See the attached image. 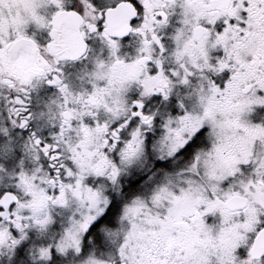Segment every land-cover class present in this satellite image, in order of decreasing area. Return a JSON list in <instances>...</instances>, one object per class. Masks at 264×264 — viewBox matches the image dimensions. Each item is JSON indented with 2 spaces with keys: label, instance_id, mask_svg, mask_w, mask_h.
<instances>
[{
  "label": "snow or ice",
  "instance_id": "obj_1",
  "mask_svg": "<svg viewBox=\"0 0 264 264\" xmlns=\"http://www.w3.org/2000/svg\"><path fill=\"white\" fill-rule=\"evenodd\" d=\"M46 6L0 33V264H264V0Z\"/></svg>",
  "mask_w": 264,
  "mask_h": 264
},
{
  "label": "flooded vegetation",
  "instance_id": "obj_2",
  "mask_svg": "<svg viewBox=\"0 0 264 264\" xmlns=\"http://www.w3.org/2000/svg\"><path fill=\"white\" fill-rule=\"evenodd\" d=\"M1 31V30H0ZM43 32V31H42ZM38 38L44 39V33L41 35H37ZM140 46L139 41H136L133 48L129 49L127 46L124 48L125 53H130L135 55V48ZM103 47L98 41L92 42V51L89 54V59L83 62L77 63H68L64 66V71L66 75V82L70 85V87L79 92L85 88L90 90L89 77L90 74L93 73L95 69V61L98 56H100V50ZM12 51V50H11ZM14 51V50H13ZM104 60L108 59L107 51L104 52L103 56L100 57ZM59 99V93L55 90H49L46 87H42L39 89V92H34L30 101L33 112L39 113L41 111H46V105L50 103L52 100ZM43 123V122H39ZM18 145L23 144L24 141L17 137Z\"/></svg>",
  "mask_w": 264,
  "mask_h": 264
},
{
  "label": "rangeland",
  "instance_id": "obj_3",
  "mask_svg": "<svg viewBox=\"0 0 264 264\" xmlns=\"http://www.w3.org/2000/svg\"><path fill=\"white\" fill-rule=\"evenodd\" d=\"M48 0H2L0 2V33L5 37L11 29L13 34L17 31H37L34 24V15L50 16L52 10L46 5Z\"/></svg>",
  "mask_w": 264,
  "mask_h": 264
},
{
  "label": "water",
  "instance_id": "obj_4",
  "mask_svg": "<svg viewBox=\"0 0 264 264\" xmlns=\"http://www.w3.org/2000/svg\"><path fill=\"white\" fill-rule=\"evenodd\" d=\"M13 51V50H12Z\"/></svg>",
  "mask_w": 264,
  "mask_h": 264
}]
</instances>
